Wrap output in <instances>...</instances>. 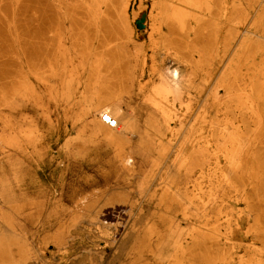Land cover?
Segmentation results:
<instances>
[{"label":"rangeland","instance_id":"374dc122","mask_svg":"<svg viewBox=\"0 0 264 264\" xmlns=\"http://www.w3.org/2000/svg\"><path fill=\"white\" fill-rule=\"evenodd\" d=\"M0 264H264V0H0Z\"/></svg>","mask_w":264,"mask_h":264},{"label":"bare ground","instance_id":"6f19581e","mask_svg":"<svg viewBox=\"0 0 264 264\" xmlns=\"http://www.w3.org/2000/svg\"><path fill=\"white\" fill-rule=\"evenodd\" d=\"M263 1V0H262ZM243 3V2H242ZM226 9V8H225ZM224 17V16H223ZM223 21V20H222ZM235 23V22H234ZM236 24V23H235ZM241 36V35H240ZM175 65V63H174ZM173 68V67H172ZM177 73V72H176ZM178 74V73H177ZM176 75V74H175ZM174 75V76H175ZM179 77V76H178ZM177 77V78H178ZM173 78V76H172ZM175 78V77H174ZM176 80V79H175ZM180 86V85H179ZM207 95V94H206ZM241 102V101H240ZM107 103V102H106ZM105 103H103L104 105ZM130 109V108H129ZM250 110V109H249ZM108 112L110 115H114L118 121L114 124L110 123V121H107L104 115V113ZM97 119L100 123L107 126L110 129H117L118 133H121L123 135L129 134L132 132V125L131 126V120L130 117L124 114V111L122 110L121 104L119 102H110L107 105L105 104V107L102 105H99L97 107ZM136 116V115H135ZM137 120V119H136ZM137 122V121H136ZM139 123V122H138ZM101 125V124H100ZM101 125V126H103ZM137 125V124H136ZM121 126V127H120ZM134 128V127H133ZM254 135V134H253ZM233 138V137H232ZM233 145V144H232Z\"/></svg>","mask_w":264,"mask_h":264},{"label":"built area","instance_id":"2783aa9c","mask_svg":"<svg viewBox=\"0 0 264 264\" xmlns=\"http://www.w3.org/2000/svg\"><path fill=\"white\" fill-rule=\"evenodd\" d=\"M106 120L110 121V123L114 124L118 121V119L114 115H110L108 112L104 113Z\"/></svg>","mask_w":264,"mask_h":264}]
</instances>
